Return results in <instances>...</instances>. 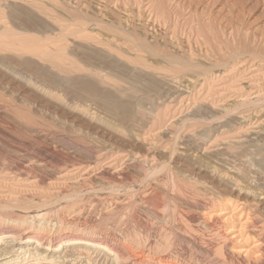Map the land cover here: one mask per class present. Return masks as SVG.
I'll list each match as a JSON object with an SVG mask.
<instances>
[{
    "label": "rangeland",
    "instance_id": "1",
    "mask_svg": "<svg viewBox=\"0 0 264 264\" xmlns=\"http://www.w3.org/2000/svg\"><path fill=\"white\" fill-rule=\"evenodd\" d=\"M9 229L264 264V0H0Z\"/></svg>",
    "mask_w": 264,
    "mask_h": 264
},
{
    "label": "bare ground",
    "instance_id": "2",
    "mask_svg": "<svg viewBox=\"0 0 264 264\" xmlns=\"http://www.w3.org/2000/svg\"><path fill=\"white\" fill-rule=\"evenodd\" d=\"M180 60L183 59L180 58ZM175 62L174 63L177 64L175 66L176 70L179 67L184 69V66H186L184 65V60L183 62L181 61L180 64L177 60ZM185 63L187 64V62ZM185 69H188L187 66ZM15 231L10 229L5 230L4 233L0 235V264H16L20 259H27V257L28 259L31 258L34 264H97L98 260H104V262L108 261L110 264H120L119 259L123 257L131 256L134 258L132 251L121 250V248L111 244L108 237L99 238L92 232H79L80 234H74L71 237H67L66 235V237L59 236L50 240L44 238L41 235L42 233L39 234V232L36 233V235H34L35 232H29L17 236ZM74 232L75 231H73V233ZM168 246L164 241V243L157 245V247L149 245V249L155 252L156 248L168 249ZM149 258L146 256H136L131 263H129V261L122 264H177L171 260L169 255L159 256V258L156 259H154L155 257Z\"/></svg>",
    "mask_w": 264,
    "mask_h": 264
}]
</instances>
